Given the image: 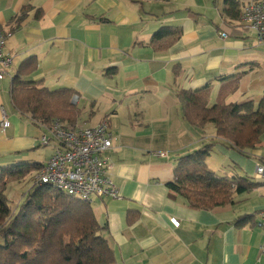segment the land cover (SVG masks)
Masks as SVG:
<instances>
[{
    "label": "crops",
    "instance_id": "obj_1",
    "mask_svg": "<svg viewBox=\"0 0 264 264\" xmlns=\"http://www.w3.org/2000/svg\"><path fill=\"white\" fill-rule=\"evenodd\" d=\"M222 9L223 0H0V31L11 34L5 53L13 57L0 88V122L3 109L9 123L4 132L0 128V167L44 165L55 147L40 146L43 125L18 113L10 98L19 64L35 56L36 69L28 78L48 90H74L81 110L77 126L107 122L112 149L104 158L119 197L96 198L91 207L106 225L102 235L116 264H264V234L255 225L264 210L259 187L211 210L192 209L166 187L177 158L215 135L212 125L186 124L178 91L209 84L208 105L220 95L226 104L238 105L257 104L264 96V47L251 33L233 28ZM163 26L181 34L157 49L151 37ZM234 75L236 82L224 79ZM260 146L263 152L253 151L256 158L264 157L262 141ZM237 162L240 172L264 186L253 173L258 160ZM250 214H255L253 223L232 225Z\"/></svg>",
    "mask_w": 264,
    "mask_h": 264
},
{
    "label": "trees",
    "instance_id": "obj_2",
    "mask_svg": "<svg viewBox=\"0 0 264 264\" xmlns=\"http://www.w3.org/2000/svg\"><path fill=\"white\" fill-rule=\"evenodd\" d=\"M141 3L143 0H128ZM170 2L172 0H151ZM241 4L223 0L222 17L230 21L240 18ZM28 7L21 9L19 22ZM39 10L36 11L38 17ZM191 14L190 11H188ZM100 21H105L100 19ZM181 31L176 27H160L151 44L162 49L174 43ZM36 58L22 61L10 83L14 109L29 115L37 124L47 126L59 120L74 127L81 110L72 104L76 92L69 88L48 90L40 81L28 77L36 69ZM224 79L238 80V75ZM211 86L194 91H178L177 101L183 120L191 127L203 129L212 125L215 135L199 149L177 158L173 180L166 184L192 209L211 210L233 204L235 195L250 193L259 187L246 176H218L207 169L205 160L219 145L241 155L261 146L264 135V96L257 104H226L222 95L216 103L207 104ZM261 161L264 157L256 158ZM43 165L19 163L0 167V264H116L113 251L102 233L106 225L95 218L91 203L75 199L52 187L33 183V176ZM32 179L22 199L11 207L5 192L11 183ZM255 214L241 215L232 225L243 227L254 222Z\"/></svg>",
    "mask_w": 264,
    "mask_h": 264
},
{
    "label": "built area",
    "instance_id": "obj_3",
    "mask_svg": "<svg viewBox=\"0 0 264 264\" xmlns=\"http://www.w3.org/2000/svg\"><path fill=\"white\" fill-rule=\"evenodd\" d=\"M233 28L251 33L258 46L264 47V0H250L241 4L240 18L230 21ZM10 32L0 31V88L13 64V57L5 53V42ZM226 38V33L220 34ZM9 126L6 114L1 109L0 128L4 132ZM47 134L40 146L55 145L53 153L41 170L33 176V183L52 187L75 199L92 203L96 198L119 197L117 188L109 178L110 164L104 158L112 149V138L106 121L95 127H68L59 120L43 126ZM158 156L164 157L165 154ZM255 178L264 183V159L258 162ZM255 223L264 234V210ZM178 227V222H172ZM264 254V240L260 247Z\"/></svg>",
    "mask_w": 264,
    "mask_h": 264
},
{
    "label": "rangeland",
    "instance_id": "obj_4",
    "mask_svg": "<svg viewBox=\"0 0 264 264\" xmlns=\"http://www.w3.org/2000/svg\"><path fill=\"white\" fill-rule=\"evenodd\" d=\"M8 81H6L7 83ZM210 128H206V135H208V130ZM45 134L47 132L45 131ZM262 144L264 145V135L262 136ZM257 150L262 151L263 148H258ZM229 153L232 154V158L225 157L222 153H220L216 148H214L210 155L206 158L205 164L208 170L214 172L218 176H231V175H238V172H240L238 166H237V161L238 159H243V160H248L256 164V159L253 156V151H246V154L241 155L240 153L236 151H228ZM263 152V151H262ZM229 159V160H228ZM237 160V161H236ZM242 173V172H240ZM246 173V172H245ZM253 173L255 175V169L253 170ZM241 176H246L249 178L251 181H254V179L251 178L250 174H244ZM32 184V179L29 178L23 183H11L6 192L5 195L8 199V202L11 207H14L21 199H22V194H24L31 186ZM264 186H259V189H261L262 192H264ZM245 204V205H244ZM247 208L248 202L246 201L245 203H242ZM250 206V205H249Z\"/></svg>",
    "mask_w": 264,
    "mask_h": 264
},
{
    "label": "water",
    "instance_id": "obj_5",
    "mask_svg": "<svg viewBox=\"0 0 264 264\" xmlns=\"http://www.w3.org/2000/svg\"><path fill=\"white\" fill-rule=\"evenodd\" d=\"M75 101H76V97H74V98L72 99L71 103L75 105Z\"/></svg>",
    "mask_w": 264,
    "mask_h": 264
}]
</instances>
